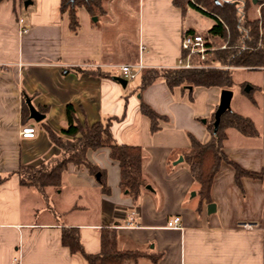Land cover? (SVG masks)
Returning a JSON list of instances; mask_svg holds the SVG:
<instances>
[{"label": "crops", "instance_id": "1", "mask_svg": "<svg viewBox=\"0 0 264 264\" xmlns=\"http://www.w3.org/2000/svg\"><path fill=\"white\" fill-rule=\"evenodd\" d=\"M60 1L30 0L25 12L22 0L0 1V176L12 173L0 182V264H87L62 245L63 227H77L90 253L100 250L101 229H113L119 249L143 253L128 264H264V178L242 176L237 182L233 166L223 161L212 182L211 202H205L184 158L172 164L183 157L189 133L201 142L209 139L206 123L221 89L169 88L158 78L140 90L141 71L124 87L114 78L123 77L119 64L176 67L182 60L183 31L198 32L193 20L202 14L189 5L175 6L172 0H104L96 15L83 6L77 9L79 26L74 32L67 13L59 10ZM20 18L28 28L25 33ZM236 70L256 75L248 91L232 86L231 100L237 95L238 109L233 111L249 117L257 134L227 129L223 153L242 169L264 177V68ZM253 89L256 97L245 96ZM26 97L38 111L45 110L39 122H22ZM140 101L167 117L158 121V130H150ZM68 105L82 125L111 118L113 139L142 148L144 174L159 188H146L133 199L120 188L119 167L108 148L89 150L87 157L104 171L109 192H102L85 167L70 163L61 185L66 181L78 189L75 198L80 203L61 210L67 219H24V200L33 213L41 197L56 189L46 187L42 194L21 185L13 172L19 165L46 163L59 155L42 123L59 133L66 128ZM23 125H33L35 136L21 137ZM88 187L99 191H83ZM192 190L198 198L188 202ZM89 198L97 215L93 222L83 219ZM209 203L215 205L210 214ZM175 215L181 228H168L167 220Z\"/></svg>", "mask_w": 264, "mask_h": 264}, {"label": "trees", "instance_id": "2", "mask_svg": "<svg viewBox=\"0 0 264 264\" xmlns=\"http://www.w3.org/2000/svg\"><path fill=\"white\" fill-rule=\"evenodd\" d=\"M103 1L61 0L59 10L67 13L68 26L75 32L79 26L77 9L83 6L90 14L96 15L101 11ZM172 2L181 8L189 5L212 20V25L205 34L196 32L194 29H187V31L191 34H201L206 46L213 49L208 51L204 60H200L195 55L191 57L192 64L205 65L203 67L142 69L140 90L158 78H163L169 88L214 86L220 89H231L234 85L233 71L235 68H264V0H172ZM257 7L259 8L258 13L256 12ZM222 45H224L223 48H221ZM185 57L186 52L182 51V60H185ZM139 110L149 118L152 132L160 128L159 120L167 119L143 101H140ZM40 111L45 110L40 109ZM66 113V128L59 133L42 123L48 138L59 149V155L46 163L19 165L13 173L19 176L21 185L34 187L42 194L46 187L59 189L67 165L72 163L85 167L91 175L99 174L97 181L101 190L103 193H108L109 188L104 179V171L87 157L89 150L108 148L109 157L119 167L121 190L133 199H136L141 191L146 190L143 150L139 145L117 143L111 133V118L91 125H82L76 118L71 105L67 106ZM28 119L29 109L24 101L21 120L25 122ZM213 122L214 113L206 123L210 137L205 142L188 134L189 146L182 154L197 184V193L205 202H211L212 182L223 161L233 166L237 182L242 176L264 178L262 174L242 169L223 153L224 143L227 140V129L234 128L246 136H253L257 134L253 121L230 109L221 114L215 131ZM11 174L0 176V182ZM61 243L69 249L70 253L80 254L87 264H128L136 262L143 255L138 250L119 249L116 233L111 228L101 229L100 250L97 253H90L84 249L77 227H63Z\"/></svg>", "mask_w": 264, "mask_h": 264}, {"label": "rangeland", "instance_id": "3", "mask_svg": "<svg viewBox=\"0 0 264 264\" xmlns=\"http://www.w3.org/2000/svg\"><path fill=\"white\" fill-rule=\"evenodd\" d=\"M27 1V0H26ZM130 3H134L137 2V0H128ZM25 0L22 1V10L23 12H25V8L26 6L24 5ZM25 7V8H24ZM259 8H256V12L258 13ZM196 16V17H195ZM194 20H193V25L194 27L197 29V31L199 33L205 34L207 33L208 30V25L210 24V22L212 20H210L209 17L205 16V15H195ZM233 77L235 80V85H233V88L235 90L237 89H245V87L249 84H254L255 83V73L249 70H236L233 73ZM133 80H129V82L131 83ZM237 94V93H236ZM257 95V91L256 89L251 90L249 93H246L245 96L248 97H256ZM243 99V98H242ZM242 99L241 102H244ZM242 107V105H240ZM231 108L232 110H237V95L233 98V100H231ZM242 109V108H241ZM241 111V110H238ZM204 117L200 118V121L203 122ZM179 158V157H178ZM176 160L172 161V164L175 162ZM146 180H147V184L145 185V187L147 188V186H153L155 188H159L157 186L156 183H154L152 177L150 175H146ZM196 184V182H195ZM197 187V184H196ZM74 187H70L68 186L67 182L65 181L64 185H61L59 189H56L55 191H51L50 193H47V195H43L44 197L40 199L39 204L35 207L34 212L32 213L29 210L28 204L26 203L27 200H24L23 204H22V208L24 211V219L27 220H49V219H58L59 221H65L67 219L66 215L64 213H62V209H64L65 207H69L70 205H72L73 203L77 202L80 203V201L75 198V191H77L78 189H76ZM197 189V188H196ZM61 190V191H60ZM99 191V189L97 188H93V187H88V188H84L83 191L89 192V193H94L95 191ZM194 192L195 190H192L190 192V196L188 197V202L192 201H196L197 195L194 197ZM89 202L88 205V211L86 212V214L84 215L83 219L84 221H96L97 220V215H95V206H92V199L89 198V200H87ZM95 202V200H94Z\"/></svg>", "mask_w": 264, "mask_h": 264}, {"label": "built area", "instance_id": "4", "mask_svg": "<svg viewBox=\"0 0 264 264\" xmlns=\"http://www.w3.org/2000/svg\"><path fill=\"white\" fill-rule=\"evenodd\" d=\"M20 25H22V33L27 31V26L23 24V19H19ZM182 51L186 52L185 60H181L180 63L176 66L177 68H192V67H203L205 65H194L191 63L190 59L192 56L199 57L200 60H204L209 50L213 49L212 47H208L205 44L204 38L201 34H191L187 30L183 31L181 43H180ZM224 45L221 46L223 48ZM122 76L127 80H134L137 77L139 71H141L144 65L141 62L136 64H119L116 65ZM36 133V129L33 125H23L19 134L23 138H31L34 137ZM131 219V218H130ZM181 219L180 216L175 215L172 218L167 220L166 226L168 228L178 229L180 226ZM19 259L17 257L13 258L14 263H18Z\"/></svg>", "mask_w": 264, "mask_h": 264}, {"label": "water", "instance_id": "5", "mask_svg": "<svg viewBox=\"0 0 264 264\" xmlns=\"http://www.w3.org/2000/svg\"><path fill=\"white\" fill-rule=\"evenodd\" d=\"M28 3H30V0H25L24 5L26 6ZM95 19V18H94ZM118 82H120L122 84V86L124 87L127 83V79L123 78L121 76H115L114 77ZM188 89H192V86H186ZM250 88L249 85H247L245 87V91H248ZM231 98H232V90L231 89H221L220 91V100L219 103L217 105L216 110L214 111V131L217 129L218 124H219V120H220V116L222 113H224L226 110H230V103H231ZM25 102L28 106L29 109V118L34 120L35 122H39L40 120H42L44 118V114H42L40 111H38L30 102L29 98H25ZM205 120L203 119V122ZM183 157L179 156V158L174 162H179L182 161ZM99 174L96 175V178L98 179ZM148 189H151L150 186H147ZM214 203H209L207 205V213H211L212 211H214Z\"/></svg>", "mask_w": 264, "mask_h": 264}]
</instances>
